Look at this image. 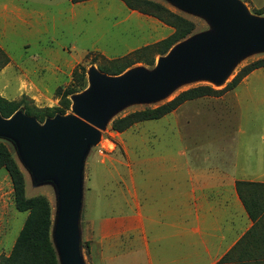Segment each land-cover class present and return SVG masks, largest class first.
<instances>
[{
    "label": "rangeland",
    "instance_id": "rangeland-1",
    "mask_svg": "<svg viewBox=\"0 0 264 264\" xmlns=\"http://www.w3.org/2000/svg\"><path fill=\"white\" fill-rule=\"evenodd\" d=\"M154 1L195 24L194 32L170 51L198 36L217 34L205 15L181 7L172 0ZM240 1L250 15L264 19V14H258L264 11V0ZM4 5L8 6V12L3 10ZM173 33L172 27L130 10L120 0H89L77 4L71 0H0V95L15 102L26 97L30 106L55 109L62 107L58 90L73 88L77 93L69 97L71 107L66 115L74 114V97L90 88L89 76L93 69L100 71L102 67L114 64V67L125 65L124 58H131L135 51ZM165 56L147 54L139 60L132 57L135 63L122 74L138 69L151 72ZM152 58L155 63L149 66L145 61ZM261 58H264V51L241 57L221 85L205 78L183 80L159 98L132 99L111 113L100 130L99 143L91 148L84 165L80 231L85 264H102L107 245L116 250L118 239L123 236V224L132 231L139 230V211L133 209L134 197L140 194L138 172L142 174L151 169L156 172L171 165L173 170L178 169L174 165L179 164L176 159L185 143L181 141V134L186 144H191L194 136L203 138L200 139L199 156L194 152L193 160H203L195 162L203 163L207 166L205 169L219 168L224 161L238 154L240 161L230 163L229 167L246 174L238 178L264 181V177L254 176L264 170V160L257 163L258 157L264 159V68L252 72L233 91L220 97L187 102L183 108L182 105L160 120L137 123L122 133L112 130L116 118L165 104L188 89L202 85L223 89L244 66ZM197 109L211 112L200 114ZM2 140L24 174L26 196H45L50 202L54 223L57 211L55 187L51 183L36 185L21 163L15 145ZM165 157H171L172 163L164 160ZM161 179L156 173L152 175L153 182ZM201 180L205 183L200 185V190L212 188L207 182L211 178ZM0 188L1 257L9 256L28 214L16 210L11 180L5 170L0 171ZM218 211V208L210 207L198 211L205 228L219 221ZM141 212L145 218L144 228L151 229L155 211L146 208ZM182 213L187 215L184 232L189 233L195 227L197 211L176 209L168 215L175 224V219H180ZM122 264H147L145 254L141 250L129 252L122 258ZM249 264H264V260Z\"/></svg>",
    "mask_w": 264,
    "mask_h": 264
},
{
    "label": "water",
    "instance_id": "water-1",
    "mask_svg": "<svg viewBox=\"0 0 264 264\" xmlns=\"http://www.w3.org/2000/svg\"><path fill=\"white\" fill-rule=\"evenodd\" d=\"M172 1L208 17L217 34L175 47L151 72L138 69L113 76L93 69L90 88L74 97V114L40 123L23 111L10 118L0 112V139L15 145L36 185L55 187L57 211L51 237L59 264H85L80 231L84 165L111 113L132 99L159 98L183 80L205 78L221 85L241 57L264 51V19L250 15L240 0Z\"/></svg>",
    "mask_w": 264,
    "mask_h": 264
},
{
    "label": "crops",
    "instance_id": "crops-1",
    "mask_svg": "<svg viewBox=\"0 0 264 264\" xmlns=\"http://www.w3.org/2000/svg\"><path fill=\"white\" fill-rule=\"evenodd\" d=\"M2 8L4 11L8 10L7 5ZM196 111L200 114L211 112L203 109ZM212 111L215 110L212 109ZM180 137L185 143L176 159L179 164L174 165L178 166V169L173 170L171 165L167 169L156 172L152 169L142 174L138 172L140 194L134 197L133 209L137 208L139 211L137 214L140 222L139 230L132 231L123 224V221V236L119 237L116 250L106 246L102 264H113L116 261L122 264V258H126L129 252L136 253L138 250L145 254L147 264H218L230 253L232 264L263 261L264 220L256 226L250 219L238 195L237 182L264 183V181L238 178L246 174L238 169L229 168L230 163L240 161L238 154L224 161L219 168L205 169L204 167L207 166L203 163L201 165L196 163L203 160H193L194 152L198 155L199 149L202 148L200 139L203 138L198 139V136H194L191 144H186L184 135L181 134ZM164 160H170L172 163L171 157H165ZM263 160L262 157H258L257 163ZM157 161L159 159L155 162ZM263 172L258 171L254 176L264 177ZM154 173L162 179L153 182ZM205 177L211 178L207 182L212 185V188L206 191L199 188L205 183L201 178ZM192 178L198 180L192 181ZM205 207L218 208V215L221 217L208 228L203 226L202 218L198 217V211ZM146 208L155 211L153 227L147 230L144 228L145 218L141 212ZM176 209L197 211V218L193 222L195 227L189 233L184 232L187 223L186 214H180V219H175V224L172 217L168 215V212ZM164 211L166 213L163 216ZM181 231L184 233H180ZM248 232L251 234L248 235Z\"/></svg>",
    "mask_w": 264,
    "mask_h": 264
},
{
    "label": "trees",
    "instance_id": "trees-1",
    "mask_svg": "<svg viewBox=\"0 0 264 264\" xmlns=\"http://www.w3.org/2000/svg\"><path fill=\"white\" fill-rule=\"evenodd\" d=\"M89 0H71L72 3H82ZM130 10L140 14L156 18L163 24L174 29V33L169 37L135 51L132 55L138 60L147 54L165 56L177 43L189 37L195 30V24L174 13L165 5L154 0H120ZM264 14V11L258 13ZM132 57H126L125 65L104 68L100 71L109 75H120L135 62ZM138 62V61H136ZM149 66H153L155 59L145 61ZM264 68V58L255 60L244 66L232 81L223 89L216 90L211 86H197L181 92L169 102L155 108H147L132 112L124 117L113 120L112 130L122 133L130 129L137 123L160 120L163 117L176 111L183 104L204 97H220L233 91L252 72ZM77 74V72L75 73ZM85 77V72L82 74ZM77 93L73 88L59 89L58 95L61 97L62 107L55 109H38L30 106L26 97L21 101H9L0 95V112L4 118H10L18 111H23L26 115L35 117L40 123L56 115H66L71 107L70 96ZM5 170L11 180L13 189V201L16 210L27 213V218L15 241L9 256H1L0 264H59L57 252L55 250L51 232L53 226L52 208L49 200L43 195L31 198L26 196V182L24 174L11 150L6 143L0 139V171ZM237 192L245 207L250 219L257 226L264 220V183L239 181L237 182ZM262 199V200H261ZM251 234L248 232V235ZM243 261V260H239ZM218 264H232L231 253L227 254Z\"/></svg>",
    "mask_w": 264,
    "mask_h": 264
},
{
    "label": "bare ground",
    "instance_id": "bare-ground-1",
    "mask_svg": "<svg viewBox=\"0 0 264 264\" xmlns=\"http://www.w3.org/2000/svg\"><path fill=\"white\" fill-rule=\"evenodd\" d=\"M228 76H229V74L226 76V78H228ZM226 78H225V79H226Z\"/></svg>",
    "mask_w": 264,
    "mask_h": 264
}]
</instances>
